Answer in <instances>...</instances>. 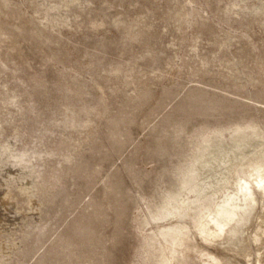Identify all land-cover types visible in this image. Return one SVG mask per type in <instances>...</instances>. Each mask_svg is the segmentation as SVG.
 Wrapping results in <instances>:
<instances>
[{"label":"rangeland","instance_id":"rangeland-1","mask_svg":"<svg viewBox=\"0 0 264 264\" xmlns=\"http://www.w3.org/2000/svg\"><path fill=\"white\" fill-rule=\"evenodd\" d=\"M0 264H264V0H0Z\"/></svg>","mask_w":264,"mask_h":264}]
</instances>
